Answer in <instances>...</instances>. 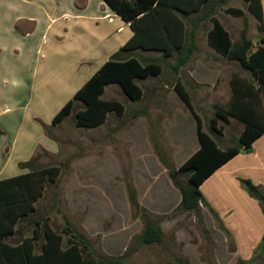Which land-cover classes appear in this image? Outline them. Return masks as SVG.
<instances>
[{
	"label": "rangeland",
	"instance_id": "obj_1",
	"mask_svg": "<svg viewBox=\"0 0 264 264\" xmlns=\"http://www.w3.org/2000/svg\"><path fill=\"white\" fill-rule=\"evenodd\" d=\"M212 3L213 16L222 21L234 40L238 42L242 34L256 43L253 47L259 45L256 37L264 35V29L250 3L244 0H212ZM229 8L242 10V15L231 14ZM207 19L209 28L211 19ZM206 29L198 32L199 40H205ZM159 63L162 66L159 75L137 80L144 91L137 101L129 99L118 84L106 87L103 97L121 101L122 114L112 111L101 125L80 127L76 124V112L84 104L78 101L63 121L47 126L46 135L56 142L55 150L49 149L52 146L49 138L41 137L40 126L31 125L28 116L38 113L50 121L47 120L50 114L68 92L53 90L52 97L47 99L49 93H46L43 96L47 100L42 102L35 96L28 111L23 107L18 109L19 101L25 104L30 100L27 81L31 78L20 77L25 87L17 89L14 83L17 78L0 76V111L11 104L18 109L14 112L15 122L9 127L12 133L19 129L16 149L26 146L23 160L31 158L35 143H49V148L37 146L33 163L39 167L57 165L61 170L57 180L47 184L37 202V210L19 224L23 235L14 236L11 242L31 236L36 227L34 220L41 219V223L48 222L63 235L65 244L71 237L69 232L82 235L104 264H264L261 244L247 257L237 251L227 222L232 220L238 228L250 225V216L255 214L258 205L255 208L249 205L241 192L255 199L240 182L234 186L227 182L229 177L223 170L208 178L200 189L212 205L229 206L232 202V213L226 216L216 212V216L206 205H201L198 212L180 208L181 192L170 170L179 171L180 183L186 184L188 174L180 166L199 147L197 120L174 89L176 76L170 67L173 60ZM215 69L214 76L204 72L203 82L194 81L198 86L190 91L193 110L200 116L206 132L212 129L214 104L228 105L232 95L229 78L233 73L247 75L251 83L258 85V79L240 61H217ZM3 77L7 78L3 80ZM11 96L17 102L13 103ZM260 108L262 113V104ZM20 110L25 111L24 116ZM4 117L1 119L6 122ZM231 120L232 123L217 121L221 127L218 140L221 148L234 145L242 129L241 121L234 117ZM241 218L244 219L241 221ZM145 219L162 228L160 244L142 241ZM42 242L43 238L37 240V251Z\"/></svg>",
	"mask_w": 264,
	"mask_h": 264
},
{
	"label": "trees",
	"instance_id": "obj_2",
	"mask_svg": "<svg viewBox=\"0 0 264 264\" xmlns=\"http://www.w3.org/2000/svg\"><path fill=\"white\" fill-rule=\"evenodd\" d=\"M121 18L130 23L134 35L129 41L74 94L73 98L58 111L52 119L55 126L69 116L74 108L75 100L83 102L84 107L76 112V124L80 127H97L105 122L107 115L116 111L124 112V104L119 100L102 98L105 86L118 84L129 99L137 101L144 91L138 79L159 75L162 71L160 61L140 60L134 53L138 48L160 50L165 55H172L183 47L188 37L186 20L197 22L199 19L210 18L213 28L208 32V42L222 55H229L247 67L258 79V85L239 76L233 77V95L227 106L214 104L215 116L211 119V131L203 130V122L193 110L189 96L185 91L176 88L179 95L191 108L197 120L199 148L180 166L187 172L186 184H181L179 171L170 170V176L181 192L180 208L186 212H198L201 205L208 206L217 216L215 210L203 197L201 185L222 165L239 154L242 148L249 149L264 133V38L256 50L250 54L247 50L253 41L244 38V44L232 43L229 32L220 21L213 16L215 12L212 0H104ZM259 16L264 29L261 0H244ZM234 15H242V10L229 8ZM199 13L196 20L190 18ZM235 48V49H234ZM125 52L123 57L122 53ZM184 61H179L181 65ZM177 65H173L177 69ZM262 96L263 112L259 102ZM234 117L244 124V129L234 145L222 149L219 139L221 128L217 121L229 122ZM21 163L27 168L26 173L0 180V264H104L95 256L89 242L82 235L72 231L66 244L61 233L48 222L34 220L36 227L31 236L18 242H11L14 236L23 235L24 230L19 224L29 218L37 210V202L44 195L48 183L55 182L60 175L57 165L36 166L33 161ZM241 184L249 195L257 199L264 213V194L261 186L251 179L240 178ZM43 238L40 251H37V240ZM145 244H160L163 230L159 225L145 219L141 235ZM264 251V236L261 243Z\"/></svg>",
	"mask_w": 264,
	"mask_h": 264
},
{
	"label": "crops",
	"instance_id": "obj_3",
	"mask_svg": "<svg viewBox=\"0 0 264 264\" xmlns=\"http://www.w3.org/2000/svg\"><path fill=\"white\" fill-rule=\"evenodd\" d=\"M261 6L264 19V0H261ZM190 18L196 20L199 18V13H194ZM207 22V18L199 19L197 22L186 20L188 37L183 47L172 55H165L160 50L142 48L134 51L140 60H173L170 67L176 76L174 89L177 93V87L185 91L191 104L193 103L190 91L198 86V84H194V81L202 83L204 72L207 73V76H214L215 62L239 61L238 58L231 57L230 54L222 55L209 45L208 32L213 28V22L210 20L211 26L209 28H207ZM220 23L230 34L231 51L234 44L237 43L240 44L241 48L244 44V38L248 39V37H242L241 34L237 42L232 38L231 32L222 21ZM203 28H207L204 41L199 40L197 36ZM133 35L134 30L130 23L125 22L104 0H0V76L4 74L17 78L14 80L17 89L25 87V83L21 85L20 77L31 78H28L27 81L28 87L30 86L31 101L26 100L25 104L23 101H19L17 103L18 109L23 107V110L27 109L28 111L35 96L38 102H42L52 97L51 94L53 93L50 92L53 90L60 89L62 92H68V96L50 114V119L46 118L50 121H45L38 113L28 116L30 117L29 123L33 126L36 125L37 128L40 126L41 133H39L41 137L46 138L48 137L46 135L47 126H53L52 119L58 111ZM49 36L50 38H48ZM263 38L264 35L256 37L259 44ZM253 45L256 43L253 42ZM257 47L252 46L251 49L247 50V53L254 52ZM33 52L34 54H32ZM120 55L124 57L126 54L124 52ZM179 61H184V63L178 65ZM173 65H177V69H174ZM235 76L248 79L247 75L233 73L229 78L232 95L234 92L233 77ZM5 78L7 77L2 79ZM108 85L105 86V91ZM44 91L45 93H43ZM105 91L102 98H104ZM46 93H49L47 99L43 96ZM232 95L227 104L230 103ZM15 96L17 95L15 94ZM15 96H11L13 103L17 102ZM179 97L184 101L180 95ZM78 101L83 104L82 101L75 100L74 106ZM259 102L263 104L262 96H260ZM18 109L11 104L0 111V180L15 176L17 172L21 173V170H26L24 173L28 172L29 170L22 168L20 164L33 158L35 149L41 144L35 143L31 158L26 159L27 161L23 160L27 153L26 146L16 149L18 148L16 140L19 129L18 132L12 133L11 127H9V124L15 122L14 112ZM23 110L20 111L23 113ZM3 115L6 122L1 119ZM24 115L25 111L22 116ZM231 118H229L228 123H232ZM243 129L244 124L239 135ZM219 139L216 138L217 143ZM48 142H50V146L52 144L51 148H49V143L41 145L50 150H55L56 142L50 138ZM15 153L18 154V157ZM10 167L12 168L9 170ZM221 170L229 177L227 182L231 183L232 186L240 182V178H248L261 186L262 191L264 189V133L254 141L249 149L242 148L239 154L216 169L212 175ZM241 194L249 205H253V207L258 205L256 208L254 207L256 209L255 214L250 216L251 224L239 227V229L232 220L229 219L226 222L230 232L235 237L237 251L247 257L262 242L264 213L258 200L256 202L253 197L255 200H251L243 191ZM207 202L219 215L220 212H223L227 216L234 210L232 202V206L215 205V203L212 205L210 201Z\"/></svg>",
	"mask_w": 264,
	"mask_h": 264
}]
</instances>
